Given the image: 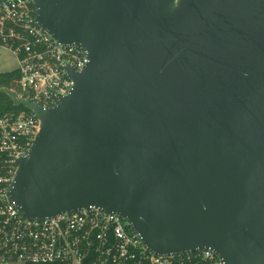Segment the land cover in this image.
I'll list each match as a JSON object with an SVG mask.
<instances>
[{
    "label": "water",
    "instance_id": "1",
    "mask_svg": "<svg viewBox=\"0 0 264 264\" xmlns=\"http://www.w3.org/2000/svg\"><path fill=\"white\" fill-rule=\"evenodd\" d=\"M6 0H0V7ZM89 62L9 191L26 218L99 207L153 254L264 264V0H33Z\"/></svg>",
    "mask_w": 264,
    "mask_h": 264
},
{
    "label": "built area",
    "instance_id": "2",
    "mask_svg": "<svg viewBox=\"0 0 264 264\" xmlns=\"http://www.w3.org/2000/svg\"><path fill=\"white\" fill-rule=\"evenodd\" d=\"M0 47L17 60L18 98L44 108L71 92L69 68L82 71L89 62L84 47L63 44L38 24L33 0L1 5ZM40 125L27 108L0 112V264H222L211 249L157 256L124 216L99 207L44 219L24 217L9 191Z\"/></svg>",
    "mask_w": 264,
    "mask_h": 264
},
{
    "label": "trees",
    "instance_id": "3",
    "mask_svg": "<svg viewBox=\"0 0 264 264\" xmlns=\"http://www.w3.org/2000/svg\"><path fill=\"white\" fill-rule=\"evenodd\" d=\"M19 77L20 74L17 69L0 73V112L26 110L22 105H15L5 91V89L17 90Z\"/></svg>",
    "mask_w": 264,
    "mask_h": 264
},
{
    "label": "rangeland",
    "instance_id": "4",
    "mask_svg": "<svg viewBox=\"0 0 264 264\" xmlns=\"http://www.w3.org/2000/svg\"><path fill=\"white\" fill-rule=\"evenodd\" d=\"M17 66L15 56L8 50L0 47V73L17 69Z\"/></svg>",
    "mask_w": 264,
    "mask_h": 264
}]
</instances>
